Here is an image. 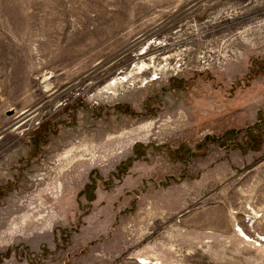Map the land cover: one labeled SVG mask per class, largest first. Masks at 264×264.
Listing matches in <instances>:
<instances>
[{"label": "rangeland", "instance_id": "1", "mask_svg": "<svg viewBox=\"0 0 264 264\" xmlns=\"http://www.w3.org/2000/svg\"><path fill=\"white\" fill-rule=\"evenodd\" d=\"M0 264H264V0H0Z\"/></svg>", "mask_w": 264, "mask_h": 264}]
</instances>
